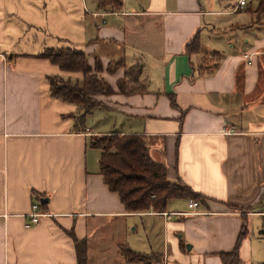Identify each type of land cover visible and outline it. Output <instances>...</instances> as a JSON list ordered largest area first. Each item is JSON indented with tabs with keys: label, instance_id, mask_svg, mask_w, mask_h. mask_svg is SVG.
<instances>
[{
	"label": "crops",
	"instance_id": "crops-1",
	"mask_svg": "<svg viewBox=\"0 0 264 264\" xmlns=\"http://www.w3.org/2000/svg\"><path fill=\"white\" fill-rule=\"evenodd\" d=\"M120 1L114 9L100 0H0V264H76L68 230L87 240L89 264H130L118 255L120 242L150 255L149 264H220L218 253L236 245L242 216L247 228L249 217H264L258 0L242 9L238 0H206V11L202 0ZM197 29L201 51L188 56L184 46ZM48 47L82 51L91 66L99 60L116 90L96 96L102 105L84 121L77 105L50 96V76L75 83L82 75L40 57ZM203 54L216 68L197 75L191 63L202 64ZM111 62L120 64L112 74ZM134 64L147 90L120 94L116 81ZM112 132L152 138L151 155L165 163L167 178L204 196L197 209L178 198L163 212L178 213L169 218L126 212L104 183L91 142ZM37 198H47L45 216L25 227ZM249 233L241 264H264V231Z\"/></svg>",
	"mask_w": 264,
	"mask_h": 264
},
{
	"label": "trees",
	"instance_id": "trees-1",
	"mask_svg": "<svg viewBox=\"0 0 264 264\" xmlns=\"http://www.w3.org/2000/svg\"><path fill=\"white\" fill-rule=\"evenodd\" d=\"M100 5H109L118 9L121 6V1L100 0ZM252 12L256 21L264 15V0H258ZM184 51L188 56L201 51L198 29L186 41ZM39 56L48 59L62 72L81 73L80 82L79 79H76L75 83L69 79H63L59 75L48 78L50 96L77 105L81 110V121H84L85 116L93 109L102 105L95 98L96 96H110L116 91L101 76L104 71L101 62L96 60L94 66H91L88 63L87 55L82 51L72 48L48 47ZM202 61L203 63L200 65H194L190 62L193 72L197 75L211 74L216 68V63H212L207 54H203ZM119 67V63L111 62L106 71L112 74ZM141 71L142 68L138 64L126 66L124 76L116 81L117 91L126 96L145 93L146 85L139 79ZM168 97L171 106L177 107L174 94L170 93ZM151 140L152 138L144 134H121L118 132L91 138L92 144L100 150L99 173L108 188L118 194L125 211L128 213L148 211L163 213L166 211L169 201L173 199L185 198L194 199L197 202L202 201L204 196L193 191L180 178L176 181L167 178L165 163L155 160L151 155ZM33 194L38 197L36 193L33 192ZM39 204L40 207H45V204ZM251 209L252 207L243 210L250 211ZM242 218V227L235 247L229 252L218 253L220 264L242 263L239 249L243 239L248 235L247 219L245 216ZM67 234L74 244L76 264H89L87 240L79 239L73 230H68ZM117 251L126 263L149 264L151 261L150 255L134 251L123 242L118 243Z\"/></svg>",
	"mask_w": 264,
	"mask_h": 264
},
{
	"label": "built area",
	"instance_id": "built-area-1",
	"mask_svg": "<svg viewBox=\"0 0 264 264\" xmlns=\"http://www.w3.org/2000/svg\"><path fill=\"white\" fill-rule=\"evenodd\" d=\"M246 4H247V0H238L237 5H236V9H239V8L242 9L246 6ZM102 22H104V20ZM244 57L248 61H250V57L248 55L245 54ZM187 206H188V208L195 210L199 206V203L194 199H188ZM162 214L166 218H169V216L171 214H178V213L176 212V213H169V214L168 213H162ZM43 216H45V214L40 211V204L38 202L32 203L31 211L26 216L25 227H31L33 225L39 224L40 219Z\"/></svg>",
	"mask_w": 264,
	"mask_h": 264
},
{
	"label": "rangeland",
	"instance_id": "rangeland-1",
	"mask_svg": "<svg viewBox=\"0 0 264 264\" xmlns=\"http://www.w3.org/2000/svg\"><path fill=\"white\" fill-rule=\"evenodd\" d=\"M213 1V0H212ZM230 2L234 1V0H229ZM215 2V0H214ZM202 3L204 4V8L203 10L206 11V0H202ZM205 20H206V16H205ZM202 44H206V26L203 28V32H202ZM92 117H88L87 120L89 123H91ZM248 228L251 234L250 237H256L257 234H262V232L264 231V217L261 216H251L248 218ZM132 236V235H131ZM136 237V236H135ZM125 262V261H124ZM256 264V263H253Z\"/></svg>",
	"mask_w": 264,
	"mask_h": 264
},
{
	"label": "water",
	"instance_id": "water-1",
	"mask_svg": "<svg viewBox=\"0 0 264 264\" xmlns=\"http://www.w3.org/2000/svg\"><path fill=\"white\" fill-rule=\"evenodd\" d=\"M161 162H162V161H161ZM46 201H47V198H45V199H41V200H40L41 204H42V203H45Z\"/></svg>",
	"mask_w": 264,
	"mask_h": 264
}]
</instances>
